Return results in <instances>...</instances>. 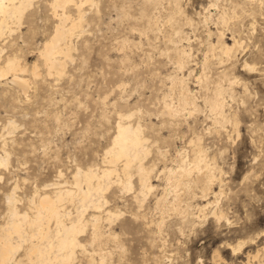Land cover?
<instances>
[{
	"label": "rangeland",
	"instance_id": "rangeland-1",
	"mask_svg": "<svg viewBox=\"0 0 264 264\" xmlns=\"http://www.w3.org/2000/svg\"><path fill=\"white\" fill-rule=\"evenodd\" d=\"M93 1L82 9L84 17L70 39L72 50L62 76H48L38 54L58 24L52 0H33L20 20L9 22L10 28L0 33L2 60L16 57L26 67L22 77L28 81L25 93L9 84L8 77L0 80V155L5 152L9 159V167L0 169V226L5 196L14 186L17 207L25 211L36 189L42 192L55 181L71 183L77 167L104 169L118 115L134 114L132 124L140 123L148 140L150 152L143 165L154 168V190L139 209L132 199L138 189L136 176L130 194L112 186L106 193L107 208L123 216L112 224L103 222V236L93 245L88 228L80 237L86 253L76 250L73 264H100L101 258L103 264H217L216 253L221 264H264V0ZM65 12L77 19L74 8ZM217 32L228 44L234 39L242 46L230 62L220 63L217 54L206 59ZM180 55H185L182 69ZM244 63L255 70L247 71ZM218 86L225 91L223 116L229 123L223 127L215 124L216 116L203 102ZM184 91L195 97L200 110L190 118L158 117L163 102L176 103ZM196 136L217 167L216 186L205 197L184 181L183 190L166 196V208L179 207V218L172 210L162 216L155 202L164 195L166 176L159 173L174 168L179 151L191 160L188 142ZM157 149L166 152L165 159ZM207 202L217 203L214 207L224 211L228 222L217 224L209 213L202 218L197 208ZM161 218L165 228L159 234ZM182 221L183 229H168ZM242 242L246 245L239 254L227 248Z\"/></svg>",
	"mask_w": 264,
	"mask_h": 264
},
{
	"label": "bare ground",
	"instance_id": "bare-ground-1",
	"mask_svg": "<svg viewBox=\"0 0 264 264\" xmlns=\"http://www.w3.org/2000/svg\"><path fill=\"white\" fill-rule=\"evenodd\" d=\"M32 2L33 0H0V33L4 34V32L10 28L8 26L9 22L14 20L19 21L23 13L31 7ZM93 3V0H52L50 3L54 16L58 18V24L54 28L55 30L52 33V37L42 45L38 53L40 58L43 60V65L46 68L48 76H62L64 74V61L66 58L70 57L72 50L70 39L80 28L84 17L82 9L86 4ZM68 7L76 10V20L70 19V16L66 14L65 10ZM68 21H70L69 25H67ZM225 21V18L221 19V23L223 25L225 24ZM155 31H157V29ZM216 40V44H209L210 50L206 55V59H208L209 55H211V57L214 56L213 58H215L217 54L220 55V63L230 62L236 57V52L242 48L239 41L234 39L231 44H228L221 32H217ZM184 54L188 55V53ZM184 56L180 55L178 59V65L181 69L184 68L182 61ZM212 59L210 58L211 61ZM1 60L2 50L0 49V61ZM244 64V69L247 71L251 72L255 70L254 67L249 66L247 63ZM36 68L37 67L34 66L32 70L34 76L38 75ZM25 72L26 67L21 66L16 57L7 56L2 60L0 65V80L8 77L9 84L18 87L25 92V89L28 87V81L22 77ZM202 78H204V76ZM234 80H231L232 85L235 84ZM173 85H176L175 81H173ZM222 89L224 90V88ZM222 89L218 86L216 91L212 94V97L209 99L206 97L207 99L203 100V102L208 105L210 112L216 116L217 119L213 117L216 119L215 124L222 125L223 127L225 126L224 124L228 123V121L226 119L227 117L225 118L223 116L226 103L223 98ZM182 90L185 89L182 88ZM199 110L200 108L196 104L195 97L191 94H186L184 91L177 98L176 103H174L173 100L171 103H168L167 100L164 101L158 117H168L175 120L179 117L190 118ZM133 116L134 114L118 115L115 134L108 149L104 153V169H98L95 167L82 169L77 167L72 176L71 183L67 181H55L50 185H45L42 192L36 189L34 191V195L29 198L28 206L25 211L17 207L18 199L15 196L17 186L13 187L12 191L5 196V220L0 226V264H73L76 250H81L82 253H86L87 246L83 244L80 237L86 233L88 228L90 229V232L87 231L89 232V243L93 245L103 236V232L101 231V224L103 222L112 224L123 216L121 212H114L111 208H107L110 202L106 199V193L112 188V186H116L120 189L121 193L130 194L133 191L132 178L134 176L137 177L138 189L132 193V199L138 205V208L142 209L147 196L154 190V186L151 184V174L154 171V168L148 169L143 165L144 160L150 152L147 147L148 140L143 136L142 125L140 123L132 124L131 120ZM8 128L13 130V123H8ZM234 129L237 131L236 121L234 123ZM201 141L202 139L199 136L189 140L188 144L192 148L191 160L188 159V156L184 152L180 153L179 151L177 155L178 161L176 162L174 168H163V170L159 173V175L165 174L166 176H164L166 181L164 195H161V197L155 202V209L156 211L158 210L161 212L162 216H165L166 213L171 210L175 211V215L174 213L173 215L177 216L176 211H178L177 209L179 207L177 209H170V205L166 208V196L168 195V192H172L173 197L176 192L179 193V190L184 188V181L189 182V187L195 185V187L200 190L201 195L205 197H208V194L212 192L213 186H216L214 184L218 180L216 179L217 167L212 160H208ZM156 152L159 157L163 159L166 158V152L160 149H157ZM8 165L9 159L4 152L3 156L0 155V169H7L9 167ZM1 176L2 173L0 172V180L2 179ZM193 176L194 179H192ZM61 177L62 174L59 172L58 178L60 179ZM178 195L179 194H177V196ZM185 196L187 195L185 194ZM191 198L194 200L193 197ZM213 198L216 200L217 194H214ZM214 202H207L202 207L197 208L199 210V214L203 216L202 218H206V215L209 213L211 219H213L217 224L222 221L228 222V218L224 211L219 209V207L217 208L216 205L214 207L213 204H217ZM169 203H171V201H169ZM68 206L73 208L72 212L68 210ZM182 211L184 210H181L180 212L182 213ZM190 211H192V209ZM184 213L187 212L184 211ZM183 216L186 215L184 214ZM177 217L179 218V215ZM161 219V222L157 224V231L159 234L163 232V228H165L163 221L164 218ZM176 223L174 226H169L168 229L175 228V226L182 229L186 227V222L182 221L181 223L178 222L179 224ZM172 231L173 233L175 232L174 230ZM112 235H114V239L117 238V235ZM84 242L86 243V241ZM92 245L90 246L91 248ZM245 245L246 244L242 242L238 243L236 246L228 245L227 248L233 255H236L242 251ZM162 246L165 245L162 244ZM113 247L115 248V246ZM20 251L23 252L22 257L18 256ZM89 256L92 258L94 255L90 254ZM256 258H258V255L254 257V259ZM220 260L221 259L218 253H216L214 261L217 264H221L222 261ZM99 261L100 264H103L104 262L103 258Z\"/></svg>",
	"mask_w": 264,
	"mask_h": 264
}]
</instances>
